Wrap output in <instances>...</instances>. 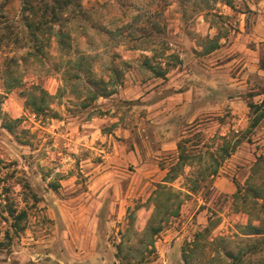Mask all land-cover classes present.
<instances>
[{"label":"clouds","instance_id":"9594fccd","mask_svg":"<svg viewBox=\"0 0 264 264\" xmlns=\"http://www.w3.org/2000/svg\"><path fill=\"white\" fill-rule=\"evenodd\" d=\"M0 264H264V0H0Z\"/></svg>","mask_w":264,"mask_h":264}]
</instances>
